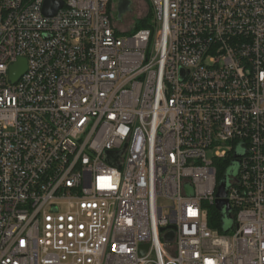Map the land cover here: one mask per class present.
<instances>
[{"label":"built area","instance_id":"built-area-1","mask_svg":"<svg viewBox=\"0 0 264 264\" xmlns=\"http://www.w3.org/2000/svg\"><path fill=\"white\" fill-rule=\"evenodd\" d=\"M61 1L0 0V264H264L263 0Z\"/></svg>","mask_w":264,"mask_h":264},{"label":"water","instance_id":"water-1","mask_svg":"<svg viewBox=\"0 0 264 264\" xmlns=\"http://www.w3.org/2000/svg\"><path fill=\"white\" fill-rule=\"evenodd\" d=\"M264 3V0H263ZM130 5L129 0H118V11L119 14L121 15L124 13ZM62 6V1L61 0H44L42 12L46 16H52L56 13V11ZM26 69V59L25 58H19L16 62L12 63L9 68V74H8V80L9 82L13 83L15 82L20 75L25 71ZM122 155V151L118 153ZM239 156V153L235 154V160L232 162V165L230 166L231 168L229 169L228 176H235L238 171V159L237 157ZM229 184V177L227 175L224 177L223 180H221L218 184L217 191H216V200H215V208L217 211L221 213L223 218L225 219V222L223 223V230L224 232L227 231L230 227L231 224L228 225L227 221H231V216H230V207L225 199L226 192H227V187ZM172 238V234L166 235V240H170ZM146 246H141V252H145Z\"/></svg>","mask_w":264,"mask_h":264},{"label":"rangeland","instance_id":"rangeland-1","mask_svg":"<svg viewBox=\"0 0 264 264\" xmlns=\"http://www.w3.org/2000/svg\"><path fill=\"white\" fill-rule=\"evenodd\" d=\"M112 1V11L111 17L114 27L118 31H132L136 25V23L140 22L142 19H150L148 15V9L150 8V3L148 0H129L130 5L129 8L122 13L119 14L118 11V0ZM220 150H225L224 147H220ZM212 152L208 153V157L211 158ZM232 222L230 220L227 221V224L230 225Z\"/></svg>","mask_w":264,"mask_h":264},{"label":"trees","instance_id":"trees-1","mask_svg":"<svg viewBox=\"0 0 264 264\" xmlns=\"http://www.w3.org/2000/svg\"><path fill=\"white\" fill-rule=\"evenodd\" d=\"M148 25H149L148 19L145 18V19H142L140 22L136 23L135 28L139 29L142 27H147ZM232 162L233 160L231 159L230 155L225 157V159H222L221 161L216 162L218 182L223 180L226 175L230 179L231 176H228V172H229V169L231 168L230 166L232 165ZM208 222L212 228L217 230L218 233H224L223 223L225 222V219L223 218L221 213L217 211L212 205L210 206V210H209Z\"/></svg>","mask_w":264,"mask_h":264}]
</instances>
